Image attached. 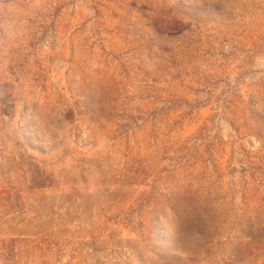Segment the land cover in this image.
I'll list each match as a JSON object with an SVG mask.
<instances>
[{
    "label": "rangeland",
    "instance_id": "rangeland-1",
    "mask_svg": "<svg viewBox=\"0 0 264 264\" xmlns=\"http://www.w3.org/2000/svg\"><path fill=\"white\" fill-rule=\"evenodd\" d=\"M0 264H264V0H0Z\"/></svg>",
    "mask_w": 264,
    "mask_h": 264
}]
</instances>
